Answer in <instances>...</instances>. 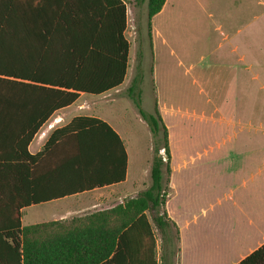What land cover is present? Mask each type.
<instances>
[{
  "label": "trees",
  "instance_id": "1",
  "mask_svg": "<svg viewBox=\"0 0 264 264\" xmlns=\"http://www.w3.org/2000/svg\"><path fill=\"white\" fill-rule=\"evenodd\" d=\"M133 2L146 5L151 37L166 0ZM127 22L123 0H0V264H159L156 232L161 264L179 263L178 229L165 211L168 129L157 103L153 113L142 106L141 72L127 94L153 136L150 186L110 210L70 221L21 222L25 208L126 180L124 144L97 118L73 119L35 156L28 147L80 94L100 96L122 86L130 54ZM39 166L45 167L40 196ZM239 264H264V246Z\"/></svg>",
  "mask_w": 264,
  "mask_h": 264
},
{
  "label": "crops",
  "instance_id": "2",
  "mask_svg": "<svg viewBox=\"0 0 264 264\" xmlns=\"http://www.w3.org/2000/svg\"><path fill=\"white\" fill-rule=\"evenodd\" d=\"M169 3L170 0H166L162 11L152 20L153 55L158 40L163 38L162 43L166 44L157 20L165 14ZM218 29L222 31L221 26ZM230 40V36L224 35L221 48L224 42ZM231 50L236 55L231 70L238 79L240 63L247 65L252 60L241 51L238 44L232 46ZM194 81L197 83L196 79ZM121 88L100 96L80 94L72 105L52 115L36 134L28 150L34 156L42 152L53 132L67 126L77 117L97 118L108 124L124 144L128 158L126 180L25 208L21 211V222L23 215L31 219L32 225L70 221L84 217L79 215L70 218L86 210H92L91 213L110 210L145 190L133 189L140 179L127 148L126 132L110 113V104L123 94ZM200 90L206 93L202 88ZM262 92L264 95V88ZM157 98L169 135L170 155L167 164L171 173L165 211L179 233L178 264L241 263L264 246V99L259 105L253 102L227 108L220 103L213 104L208 96L206 105H210V110L205 108L199 113L197 110L184 112ZM176 118L184 122L195 120L218 125L223 135L216 149L212 147L210 150L221 151L223 155H206L207 149L199 155H178L179 150L174 146V123L169 122V119L173 122ZM151 166L152 163L144 172L149 177ZM36 176L37 195L40 196L44 191V166L37 168ZM49 205L53 207V216L52 220L46 221L45 208ZM32 209L35 211L29 214Z\"/></svg>",
  "mask_w": 264,
  "mask_h": 264
},
{
  "label": "rangeland",
  "instance_id": "3",
  "mask_svg": "<svg viewBox=\"0 0 264 264\" xmlns=\"http://www.w3.org/2000/svg\"><path fill=\"white\" fill-rule=\"evenodd\" d=\"M123 1L128 15L125 36L130 43L129 65L121 88L123 94L110 104V113L126 132L127 148L140 179L133 187L137 190L146 189L150 184V177L144 172L155 152L151 130L127 94L133 79L140 72L143 75L142 106L148 113H153L157 97L184 112L210 110V105H206L208 96L213 104L220 103L227 108L236 104H261L264 99V0H170L165 14L157 20L166 44L162 43L163 38L158 40L154 55L146 5L139 7L133 0ZM224 35L231 40L221 48ZM237 44L252 60L247 65L240 63L238 79L231 70L236 56L231 47ZM169 122L174 123V146L179 150L178 155H199L204 149L208 151L206 155H223L215 150L223 135L218 125L195 120L184 122L178 118ZM212 147L215 149L210 150ZM161 151L158 155L165 156V150ZM52 208L46 206L44 220H52ZM91 212L86 210L70 218ZM30 222L23 215L22 224L29 226ZM156 239L161 264L163 242L158 232Z\"/></svg>",
  "mask_w": 264,
  "mask_h": 264
},
{
  "label": "built area",
  "instance_id": "4",
  "mask_svg": "<svg viewBox=\"0 0 264 264\" xmlns=\"http://www.w3.org/2000/svg\"><path fill=\"white\" fill-rule=\"evenodd\" d=\"M163 153V151H161V154ZM163 156V155H162ZM163 160L165 161V156H163Z\"/></svg>",
  "mask_w": 264,
  "mask_h": 264
}]
</instances>
